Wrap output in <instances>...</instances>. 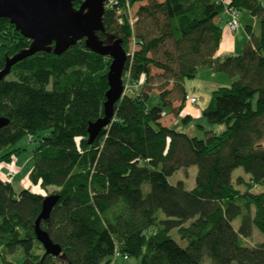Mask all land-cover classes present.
<instances>
[{"label": "trees", "instance_id": "trees-1", "mask_svg": "<svg viewBox=\"0 0 264 264\" xmlns=\"http://www.w3.org/2000/svg\"><path fill=\"white\" fill-rule=\"evenodd\" d=\"M117 1L104 11L105 32L97 36L118 41L125 53L134 41L123 68V81L133 88L91 143L87 128L104 117L111 59L91 51L84 39L60 54L38 50L0 80V116L9 120L0 128V162L18 157L26 136L35 143L28 179L39 187L15 192L0 175V264H116L124 256L137 264H264V241L245 244L253 229L264 235V5L149 0L137 18L133 5L142 0ZM226 7L247 10L259 31L246 26L241 52L218 57L222 28L215 19ZM30 43L0 18V69ZM152 67L161 71V92L149 89ZM201 67L232 78L213 89L201 109L207 123L225 129L206 131L204 138L160 122L165 108L181 110L182 104L172 108L173 98L184 101L183 82ZM191 165L197 167L191 189L168 182ZM239 167L243 174L233 175ZM48 188L59 199L40 227L61 247L58 256L46 254L35 237L38 214L26 215L40 211Z\"/></svg>", "mask_w": 264, "mask_h": 264}, {"label": "water", "instance_id": "water-1", "mask_svg": "<svg viewBox=\"0 0 264 264\" xmlns=\"http://www.w3.org/2000/svg\"><path fill=\"white\" fill-rule=\"evenodd\" d=\"M74 0H0V18H6L22 36L31 41L29 46L7 57L0 80L8 75L12 65L33 55L38 50H53L60 54L77 41L84 39L85 45L93 52L111 59L107 71L108 89L103 104L104 117L90 122L87 128L88 142L91 143L102 128L114 116L116 103L123 92L122 73L126 53L118 41L104 43L97 32H105L102 17L105 11L104 0H82L78 8ZM9 120L0 116V128ZM59 196L48 194L42 198L40 211L34 221V234L44 252L52 256L61 253V247L54 243L47 232L40 227L41 220H47Z\"/></svg>", "mask_w": 264, "mask_h": 264}, {"label": "rangeland", "instance_id": "rangeland-1", "mask_svg": "<svg viewBox=\"0 0 264 264\" xmlns=\"http://www.w3.org/2000/svg\"><path fill=\"white\" fill-rule=\"evenodd\" d=\"M148 2L149 0H142L141 2H137L133 5V13L134 16H137L138 13L137 10L140 5H143V2ZM161 1V0H157ZM264 4V1L262 2ZM218 18L223 19V15L220 14ZM238 19L240 21V26L235 31L236 33L240 35H245V25H250L251 28L254 30V34H258L259 26L258 22L251 19V15L246 10H241L238 12ZM220 26H222V21L218 22ZM143 25V21H142ZM226 32H230V30L226 29ZM242 48H238V52L240 53ZM264 55V51L262 52ZM160 70H157L155 68H151V74L152 76V83L149 85L150 91L153 92H161L165 84L162 81V75L160 73ZM212 75V77H211ZM215 76V77H214ZM214 77V78H213ZM223 79H226V82L222 83ZM231 82L230 77L223 73V72H216L213 71L210 67H204L199 68L197 71V75L194 78L185 79L183 84L186 90L189 92L193 91V87H196L200 91V99L199 102L196 103V105H192L189 102H185V104L181 107V110L174 115L173 113L162 117V123L168 124L169 120L171 118H174V124H169V126H172L177 131L186 133L190 136H196L198 138H204L206 131H211L214 134H219L225 129L224 124H209L207 121L202 117L200 110L205 107L209 101L211 91L215 89L218 86L221 85H228ZM129 91L127 90V93H130L133 86L129 85ZM179 96V95H178ZM167 111H169L168 108H165ZM186 115H190L192 117L191 121L188 123H185L182 121V118ZM35 143L30 142L28 138L25 136L23 139L18 143V146L22 147L24 150L21 152V154L13 158L11 161L8 162H0V175L5 176V173L7 171H13V176L10 178V181L12 182V186L14 188L15 192H19L20 190L24 188H29L31 191H39L38 186H32L28 179V172L31 168V152L32 148L34 147ZM197 172L196 165H191L186 168H179L177 169L172 175H170L167 180L170 184H175L178 181H181L184 185L185 189H191L195 184V175ZM243 174L242 169L236 168L233 171V175H239ZM144 188L147 189L148 185H144ZM52 191V188H48V190L45 192L46 194H50ZM39 213V211H35L32 213H27L26 215L34 219L36 215ZM239 218L235 219L233 221L234 227H237L239 224ZM154 228L151 230H148V232L153 231ZM173 238L182 246L185 245V241H182L178 238L177 235H173ZM264 241V235L258 233L256 229H253L252 235L249 238L245 239L246 245H255L257 243H260ZM116 264H137V260L134 258H128L126 260L118 259Z\"/></svg>", "mask_w": 264, "mask_h": 264}, {"label": "crops", "instance_id": "crops-1", "mask_svg": "<svg viewBox=\"0 0 264 264\" xmlns=\"http://www.w3.org/2000/svg\"><path fill=\"white\" fill-rule=\"evenodd\" d=\"M219 1H222V2H226V0H219ZM261 3L264 1V0H259ZM262 5H264L263 3H262ZM247 11V10H246ZM240 12V11H239ZM248 12V11H247ZM249 13V12H248ZM250 14V13H249ZM222 15H223V19L222 18H216L215 19V22L216 23H218L219 21H222V26H221V28H222V33H221V37H220V40H219V44H218V48H217V51H216V53H215V55L216 56H218V57H224V56H226V55H236V54H238L237 52H238V48H242L243 47V45H244V43L246 42V40H247V38H248V35H247V32H246V29H245V35L243 34V35H240V34H238V33H236L235 31L238 29V27L240 26V21H239V19H238V21H239V25H238V27H237V29L236 30H230V32L228 33V32H226V29H228L227 27H226V21H227V19H228V16H227V14H226V12L225 11H223V13H222ZM251 15V14H250ZM251 19L254 21H256V23H257V20H256V18L255 17H253L252 15H251ZM219 24V23H218ZM220 25V24H219ZM246 26H250V25H245V27ZM229 30V29H228ZM252 32L254 33V30L252 29ZM196 75H197V73H196ZM195 75V76H196ZM211 77H212V75H211ZM215 77V76H214ZM213 77V78H214ZM230 80H232V78H230ZM224 82H226V79H223V81H222V83H224ZM171 89H173V85H172V83H170V85H169V87H168V90H171ZM183 89H184V92L185 93H187V94H189V95H191V96H193V97H196L197 98V102L196 103H198L199 102V99H200V91H199V89L198 88H196V87H193V91L192 92H189L188 90H186L185 89V87H184V84H183ZM175 94V93H174ZM174 100L172 101V108L173 109H175L176 107H178V106H180L181 104H182V106L185 104V101H183L182 100V97H181V95H175V97L173 98ZM196 103L195 104H192V105H196ZM200 112H201V110H200ZM164 113H165V115L163 116V117H165V116H168V115H170V114H174V115H176V113L175 112H170V113H168V112H166V110L164 111ZM188 116H190V115H188ZM191 117V116H190ZM191 119H192V117H191ZM161 120H162V118H161ZM160 120V122L162 123V121ZM191 121V120H190ZM174 118H171L170 120H169V122H168V124H163V125H165V126H169V124H174Z\"/></svg>", "mask_w": 264, "mask_h": 264}, {"label": "built area", "instance_id": "built-area-1", "mask_svg": "<svg viewBox=\"0 0 264 264\" xmlns=\"http://www.w3.org/2000/svg\"><path fill=\"white\" fill-rule=\"evenodd\" d=\"M118 4V1L117 0H104V9L106 10L107 8H114L115 6H117ZM127 7V13H129L130 15V8L128 6ZM225 12L228 16V19L226 21V27L229 29V30H236L238 25H239V21H238V10H236L235 8L233 7H226L225 8ZM133 19H130V22L133 23ZM136 48V44L134 43V41H132V44H131V47H130V50L126 53V56H130L133 51L135 50ZM126 57V58H127ZM122 82H123V92H122V96L127 93V90L129 91V83L128 81H123V73H122ZM184 101L185 102H189L191 104H195L197 102V98L196 97H193L187 93H185L184 95ZM13 171H7L5 173V178L10 180V178L13 176ZM120 255L116 252L114 255H113V260H115L117 257H119ZM123 259H127L126 256L123 257Z\"/></svg>", "mask_w": 264, "mask_h": 264}]
</instances>
